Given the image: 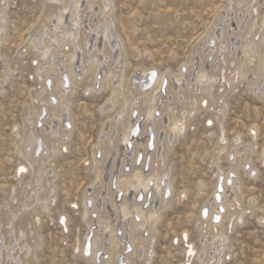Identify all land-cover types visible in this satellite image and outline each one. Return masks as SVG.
<instances>
[{"label":"rangeland","instance_id":"1","mask_svg":"<svg viewBox=\"0 0 264 264\" xmlns=\"http://www.w3.org/2000/svg\"><path fill=\"white\" fill-rule=\"evenodd\" d=\"M66 1L68 2L64 0V3ZM86 1L80 0L78 3L79 6L81 5L78 6V10L82 12L77 10L73 13L79 12L78 37H84L87 33L89 38L93 35L88 28L91 17H93L92 21L97 18L101 20L102 17L109 20L113 34L112 42L119 43L116 50L121 52L119 69L114 70L112 66L96 69L104 61L97 50L100 41L97 43V49L95 48L96 52L91 54V60L85 63L86 71L80 68V64L77 65L74 76L77 77L70 79L72 82L70 81L67 93H61L67 104L65 118L70 123L68 135L62 140L64 146L59 144L56 152H52L50 156L46 157V150H42L45 151L44 154L41 153L42 151L39 152L45 160L41 167L43 171L38 174L33 171L36 162L34 161L30 166L21 151L24 149V139H27V134L30 132L27 130L29 119H36L38 108L42 111L41 116L38 117L40 121L36 122L38 128L45 126L47 113L50 116L60 113L61 105L57 104L60 101V94L56 88L60 70L56 72L55 67L47 63L38 70L45 59L39 56L37 46L31 43L41 30L51 25L52 16L48 18V15L52 9L64 3L55 0H0V12H2L0 15L4 16L0 37V232L5 231L11 224L15 225L22 217H27L31 222L28 236L32 245L30 256L32 264H91L87 260L89 252L85 255L81 252L83 241L91 242L94 231L102 229L106 221L117 227L116 232L120 234L122 219L117 211L118 207L124 199L128 205L134 198L137 203H141L144 198L142 194L145 195L139 190L136 192L129 188L128 191H124L123 187L120 190L117 187L118 169L124 168L123 171L121 170L123 175L138 169L142 160L137 161V157L141 156L138 152L134 164L126 160L124 167L116 162L114 170L112 168L111 176L114 179L111 177V195L114 198L111 196L112 202L105 203L106 217L96 216L102 210L99 207L104 189L97 192L95 200L98 202L95 201V204L97 203L95 211H91V202L86 198L100 187V180L97 181L95 174L100 170L104 158L105 168L102 170L101 179H105L106 176V180H109L107 173L111 155H105L101 149L107 136L109 140L112 139L113 123L122 112L119 116L121 118H118L120 134L118 132L114 140L121 148H128L126 158L130 157L133 141L140 146L144 142L143 139H146L145 135L148 134L153 140V135L149 133L152 119H160L162 128L158 130L157 146L153 144L149 147L142 171L148 172L153 153L156 157L161 155L159 172L164 173L163 175L166 176L164 178L169 180V186L173 191L165 196L169 197V200L158 209L157 220L152 228H150L151 223H146L143 226L144 230L143 228L130 230L135 238L134 244L128 240L129 235L124 233L123 241L126 248L123 257L130 256V262L128 261L127 264H201L200 253H195L199 247L198 232L200 227H203L206 233L213 231L206 222H202V210L205 205L202 208L201 206L206 204V200L215 189L218 169L224 174L228 173L231 157L240 154V151L246 152L250 143L254 144L250 163L236 168L234 173L222 174L224 177L227 176L228 182L229 177L238 179L242 198L239 207L234 205L226 207V214L222 219L227 240L222 252L221 264H264V223L258 219L264 215V164L259 158V151L263 149L264 152V100L251 92L246 85L247 78L242 77L241 73L238 78L230 79L229 70L226 71L229 80L222 82L224 85L219 88L220 93L223 94V99L220 101L223 105L222 109L219 107L220 103H217L215 91L216 86L218 89V77L209 82L211 85L203 84L204 82L197 83L202 89L195 92L197 96L193 104L194 110L186 114L177 113L178 110L172 102L164 99L163 96L158 98L155 91L151 93L147 89L145 92H140L129 87L130 81H134L138 74H143L144 69L149 70L148 72L155 70L158 75L163 73L166 83H172L175 87L178 84L175 76L182 73L184 75L186 68L190 69L191 82L200 69L204 68L203 70L208 72L206 67L208 59L201 63L195 55V48L200 38L213 26V20L233 0H110L107 12L98 9L97 0H92L91 4H87ZM255 4L258 24L255 30H259L260 22L264 20V0H255ZM67 11L65 21L68 26L70 23L68 16L71 12L69 9ZM83 13L84 15H81ZM262 27L264 29V25ZM63 36L60 33L58 39L64 43H60L58 48L52 50L56 59L59 57L65 59L62 55L65 57L72 49V43L66 41ZM250 37L257 40L256 36V38ZM257 45L260 49L261 45ZM256 55L257 63L260 56ZM246 66L244 65L242 70H246ZM61 70L68 72L65 68ZM111 70L115 71L114 77L108 75ZM105 74L108 75L107 79L104 82L98 81ZM116 75H120V78ZM44 78L47 79L46 83L49 82V87H53L54 93L52 95L54 104L50 105L48 112L43 106ZM182 80L183 78L180 80V86L183 84ZM92 86L95 88L91 89ZM113 87H117L118 94H115ZM160 90L162 91L163 87H160ZM151 96L157 104L152 111L153 117L147 119L145 111L138 112L135 108L136 103L143 98L146 101L143 105L147 107ZM131 106H133L132 112H130ZM173 114L182 116L184 128L178 137L168 138L161 144L163 131L168 129L167 123ZM51 118L54 120L51 125L54 126L57 119H54L56 118L54 116ZM128 122L134 123L138 130L135 133L130 132L128 139L124 141L125 126ZM145 126L148 131L144 132ZM140 131L144 132L143 135ZM220 147L222 150L219 153ZM20 164H26L27 170L17 175L16 168ZM247 167L252 168L249 175L244 172L249 169ZM45 178H50V183ZM230 183L226 186L228 189L225 192L228 198L231 194ZM49 188L53 190L50 192ZM146 195L142 205L143 210L150 207L155 209L157 201L151 199L153 192L149 190ZM31 196L38 197L39 200L32 203ZM46 198L47 209L42 206ZM85 209L92 213L84 215ZM238 210L244 213V217L236 219L231 224ZM62 218L65 219L64 222ZM90 218H92L91 222ZM136 219L139 220L138 217ZM126 230L128 231L129 228ZM184 231H187L186 235ZM106 232L108 231H104L105 236ZM190 242L196 249L192 259L187 261L184 250ZM147 248L148 253H146ZM99 253L101 256L102 252ZM104 258H107L106 254Z\"/></svg>","mask_w":264,"mask_h":264},{"label":"bare ground","instance_id":"2","mask_svg":"<svg viewBox=\"0 0 264 264\" xmlns=\"http://www.w3.org/2000/svg\"><path fill=\"white\" fill-rule=\"evenodd\" d=\"M55 1H59V2L64 3V0H55ZM79 2H80V0H68V2L66 1V3H64V5H57L56 4L57 5L56 9H52V11L48 15L49 16L48 18H50L52 16L50 19L51 25L49 27L46 26V29L41 30L39 32V35L31 43V44H33V46L34 45L37 46V48L39 50V52H38L39 56L42 59H45L43 64H41L38 67V70L42 69V67L44 66V63L45 64L47 63L51 66H54L55 67L54 70L56 72H58V70H60V72H58V77H57L58 84H57L56 88L58 90V93L60 94V97L58 96L60 98V101L57 102V104L61 105L59 114L56 113V114H52L50 116L47 113V119L45 120L46 123H44L45 126L43 128H38L36 125V122L40 121V118H38V117L41 116V114H42L41 113L42 111H40V108H38L39 111L36 113V119L37 118L38 119L37 120L36 119L35 120L29 119L27 130H29L30 132H29V134H27L28 132L26 133L28 135V137H27V139H24L25 140L24 141L25 145H24V149H23L24 152L22 150L21 154L24 157H26V160L28 161V164L30 166H31V163H34V161L36 162L34 164V168H33L34 173H38V174L42 173L41 172L42 162L45 159L43 160V158L41 157L42 154L39 153L40 151L46 150V152H47L46 157H47V156H50L52 154V152H56V150L58 149L57 146L59 144L61 146H64V143H62V140H63L64 136L68 135V132H69L68 127L70 126V123L65 118V116L67 115V104H66V101L62 98L61 93L68 91V89L70 88V81H71L70 79L77 77V75H76V77H74L75 76V69H76L77 65L80 64L81 65L80 68H82V70H84V68L86 67L85 63L87 61L91 60V57H92L91 54L95 51V48L98 45L97 43H99L98 41H100L99 48L98 49L96 48V49L99 50L101 58L104 59V61L102 63H100L99 68H96V69L100 70V68H103L105 66H112L114 68V70L119 69L118 67L120 65V60H121L120 59L121 58L120 53L121 52L116 50L117 47H119V43H116V42L113 43L112 42L113 34L111 31V23L109 20H106V18H103L102 17L103 15L101 16L102 17L101 20L99 18H97L94 21H92L93 17L90 16L91 18L89 19V22H88V28H89L90 32L91 31L93 32V35L90 38H89L88 33L84 37H81V38L78 37L79 36V22H80V20L78 19L79 18L78 14H79V12H82V10H80V11L78 10V6H79L78 3ZM96 2L98 3V9L102 10L103 12H105L110 6V0H97ZM86 3L91 4V3H93V1L87 0ZM87 4H86V6H88ZM89 8H91V6ZM68 9L70 10L71 15L68 16V17H70V19H69L70 23L67 26L66 21H65V18L67 15H65V12H68L67 11ZM77 10L79 11L78 14H73ZM85 10H86V8H85ZM83 12H84V10H83ZM95 12H97V11H95ZM0 13H2V12H0ZM256 13H257V6L255 4V0H233V1H231V3L229 5H227L225 7V9L222 11V13H220L217 16V18L215 20H213V23H212L213 26L208 30V32L205 35H203L200 38V42L198 41L199 43H198L197 47L195 48V55L201 61V63L207 61V59H208V61H207L208 63L206 65L208 72L204 71L203 70L204 68H202L197 73L195 72L196 74L192 73V74H195V78L193 79L192 82L190 80L191 73H190L189 68L188 69L186 68L187 71H185L186 73L184 72L185 73L184 75L182 73V74H177L175 76V79L178 83V84L175 83V84H177L176 87L172 83H166V81L164 80V74L163 73H160L158 75V74H156L155 70L153 71L152 69H150L152 71L148 72L149 70L144 69L143 74H140V75L138 74L139 76L137 75V77L134 78V81H130L129 87L134 88L135 90L140 91V92H145V90H147V89L150 90L151 93H154V91H155V92H157L155 95H158V98L163 96L164 99H169L172 102V104L174 105V107L177 108V110H178L177 113L183 112V114H186L189 111L194 110L193 104L196 101V96H197V94L195 92L198 89L200 91L202 89L197 83L201 84L202 82H204L203 84L208 83V85H211L209 82L213 81V79L214 80L217 79V77H218V83H219L218 89L216 86V90H215L216 91V97H217V103H220V101H222L223 94L220 93L219 88L222 87L224 85V83L229 80L226 77V71L228 72V70H229V72H230L229 74H231L230 79L234 80L235 78H238L240 76V73H241L242 77L247 78V84L246 85L249 87V89H251V92L256 94L257 97L264 100V29H263V27L261 28V26L264 25V20L262 22H260L261 23L260 29L255 30V28H257L256 25H258L256 17H255L257 15ZM81 15H84V13ZM81 15H80V17H81ZM3 21H4V16L0 15V37H1V30L3 28V25L1 22H3ZM81 23H82V21H81ZM80 30H82V28ZM57 32H59V34L62 33L65 36L66 41L68 40L69 42L72 43V49L69 50L67 48L70 51L69 54L65 55V57H64V55H62L63 58H65V59H62L60 57H59V59L58 58L56 59V56L52 51V50H54V48H56V47L58 48L60 46V43L63 42L62 40L58 39L59 34L57 35ZM253 32L254 33L256 32V33L253 35L252 34ZM64 36H63V38H64ZM250 36H254V37L256 36L257 40L255 39L256 40L255 41L254 39H251ZM60 38H61V36H60ZM65 39H64V41H65ZM257 44L261 45L260 49H258L259 46ZM60 54H62V53H60ZM256 54H258V56H260L257 63L255 60V58L257 57ZM94 62H96V61L94 60ZM96 63H94V64H96ZM244 65H247L246 70H242ZM190 66H188V67H190ZM62 68L67 69L68 72H62V70H61ZM108 69H107V72H108ZM114 70L109 71L108 75L110 74L111 77H114L115 76ZM84 71H86V70H84ZM117 72L120 73L119 71H117ZM95 75H97V74H95ZM108 75L107 74H105L104 76L101 75L103 78L101 77L102 79L100 78L101 80H98V81L104 82L107 79ZM152 75H154L153 78H152ZM119 76L116 75V77H119ZM180 77L183 78L182 86H180V80H181ZM46 80L44 78L43 92H44L45 104H43V106H44V110H46L48 112L50 105L54 104L53 103L54 97L52 96L54 93H53V87L52 86L49 87V85H48L49 82L46 83L45 82ZM222 82H224V83H222ZM94 83L96 84L97 81ZM216 85H217V83H216ZM160 87H163L162 91L160 90ZM94 88H95V86L91 87V89H94ZM113 91L115 92V94H118L117 87H113ZM158 92H160V94H158ZM152 96H154V94ZM152 96L150 97V99L148 101L149 105L147 107H144V105H143L144 102H146L143 100L144 98L139 100V102L136 103L135 109H137L138 112L142 111V110L145 111L144 114H145V117L147 119L149 117H153L152 111H153L155 105L157 104V103L155 104L154 98ZM203 100L204 99H202V101ZM204 103H205V106H207L206 100L204 101ZM57 104H56V106L58 107L59 105H57ZM63 105H65V106L62 107ZM131 105H134V104H131ZM52 106H55V105H52ZM219 107H220V109H222V107H223L222 103H220ZM62 108H64V109L62 110ZM158 109H159V107H158ZM160 109H161V107H160ZM132 111H133V106H131V109H130V112H132ZM120 114L122 115V112H120ZM120 114H118V117L116 118L115 122L112 120L114 122L113 123V128H114L113 134L114 135H113L112 139L109 140V138L107 136L106 137L107 140H104L103 147L101 149L102 153H104L105 155H107V156L111 155V160H110L109 165H108L109 166V170H108L109 172L107 173V176H109V180H106V176H104L105 179H103V180L101 179L102 178V170L105 168L104 164H103V163H105V158H104L103 159L104 162L102 163L100 170L97 171L95 174V178L97 179V181L100 180V187H99V189L92 192L90 195L86 196V198L89 199L88 201L91 202V205H92L91 211L96 210L95 205L97 203L95 204V201H97V200H95V199L97 197V192H99L100 189H104V195L101 198V205L99 204L100 205L99 208H101L102 210L99 211V215L97 214L96 216H98V218H100V216L101 217L107 216V214L105 212L106 210H104L105 209V203H108L111 201L110 200L111 196H112V198H114L113 195H111V192H112V187H111L112 186V181H111L112 168L114 167L116 162L119 166L124 167V163L126 160L130 164H134V162L136 161L135 159H136L138 152L141 153L142 158H141V156L137 157V161L142 159L141 164L140 163H139L140 165L138 164L139 165L138 169L134 170L130 174L128 173L129 175L128 174L123 175L124 173L121 174V172L123 171L124 168L118 169L119 172H118V175L116 177L117 187L119 188V190L121 187H123L122 190L124 189V191H128L129 188H131L133 191H136V192L139 190V191H141V193H144L145 195L147 194V191L151 190L153 192L151 199H156L157 205L155 206V209L150 207L146 210H143L142 205H143V202L145 201V195H143V194H142V196L144 198H143V201L141 203H137L135 198H134L131 200V202L128 205L127 201L124 199V201L122 202L120 207H118V210H117L120 213L121 219H122L120 222V225H121L120 232L121 233L117 234V232H116L117 227H113L112 224L110 225V223H108L106 221L105 224L102 225L103 226L102 229H98V230L96 229V231H94V233H93L94 237L91 240V242L87 243V245H86L85 244L86 241L85 240L83 241L82 246H81V252L82 253L84 252L83 253L84 255L89 252V257L87 260H89V263L91 262V264H127L128 261L130 262V256H128L126 254L127 256L123 257L124 251L126 248L125 242L123 241L124 233L129 235L128 240H130V242L134 244L135 238H133L134 236H132L130 230L133 231V228L139 230L140 228H143V226L146 223H151L150 228H152V225L157 220V216H158L157 214L159 213L158 209L162 208V206L165 205L167 203V201L169 200V197L166 198L165 196L170 191H171L170 194L173 192L169 186V180L167 178H164L166 176L163 175L164 174L163 172L162 173L159 172L160 162L162 161L161 155H158L156 157L155 154L153 153L152 154L153 159H152V162L150 164V168H149L148 172L147 173L143 172L144 171L143 166H144L145 158L147 156L146 153H148L150 146H152L153 144H156V142H158V141H156L158 130L162 128V124H161L160 119L159 118H155V119L153 118L152 119L151 130H149V133H151L153 135V140H152V136H150L149 134L145 135L146 139H143L144 142L140 146H137V144L134 143V141L132 140L133 146L129 152L130 157L126 158V153H127L128 148H124V147L121 148V146L116 144V142L114 140V138L118 136L117 135L118 132L121 130L120 123H119V119L121 118V117H119ZM140 114H139V116H141ZM52 116L56 117L54 119H57V122L54 126L51 125L52 121H54L51 118ZM155 117H156V115H155ZM182 120H183L182 116L177 115V114L176 115L173 114L169 118V121L167 123L168 129H165L163 131V136L160 139L161 144L166 142L168 138L174 139V138L178 137L181 130L184 128V123L182 122ZM68 124H69V126H68ZM110 126H112V125H110ZM132 126H134V123L130 124V122H128V124L125 126V131H124V136H123L124 141H126L128 139L129 133L132 132V129H133V128H131ZM146 126L144 128V132L147 130ZM253 129H254V127H253ZM144 132L140 131L141 134ZM108 134H111V133H108ZM119 134H120V132H119ZM223 139H225L224 136H223ZM123 144H125V143H123ZM98 146H97V148H98ZM154 146H157V144ZM154 148H156V147H154ZM153 150L156 151L155 149H153ZM221 150H222V148L220 147L219 153ZM43 152H45V151H42L41 153H43ZM253 152H254V144L250 143V145L248 146V150H246V152L241 153V151H240L239 152L240 154L236 155L235 157L232 156L231 157L232 160L229 163V169L230 170H228V171L234 173V170H236V168L243 166V165H246L248 162L250 163V161H249L250 155ZM118 155L121 157H118ZM150 155H151V153H150ZM228 155H229V153L227 154L226 158L228 157ZM259 158H260V161L264 164L263 149H261L259 151ZM155 162H157L156 165H155ZM147 164H149V163H147ZM105 166H107V165H105ZM247 168H249V167H247ZM251 169L252 168H249L248 170H244V172L249 175L251 173ZM26 170H27V165L26 164H20L16 168V174L21 175V174L25 173ZM113 170H114V168H113ZM228 173L224 174L221 172L220 169H218L216 184L214 187L215 189H213L211 196L206 200L207 201L206 204H203L201 206V208H202L205 205V207L202 210V217H201L202 222H204V223L206 222L207 225H209L211 228H213V231L211 233H208V232L206 233L203 230V227H200V230L198 232L199 247H198L197 252H195L196 248H194V246L192 245L191 242L188 243V247L184 250L185 251L184 252L185 257H187V261L192 259L191 257L194 256V252H195L198 254L200 253L199 258L202 262L201 264H221L222 252L224 251L223 250L224 245H225V242L227 240L226 232H224L223 227H222V219L224 218V216L226 214V207H231L233 205L236 207H239V204H240L241 198H242V194L240 191V184L238 182V179L237 178L231 179V177H229V182H228V179H226L227 176H225V177L222 176V174L228 175ZM46 180H47V182H49L50 178H48ZM110 181H111V183H110ZM229 183H230L229 189L231 190L230 191L231 194L230 195L228 194L229 195V198H228L226 196L227 193L225 194V192L228 189V188H226V186ZM121 184H123V186ZM94 188H96V187H94ZM52 190H53L52 188L51 189L49 188L50 192ZM183 193H185V191ZM170 194H168V195H170ZM134 195L136 197V194H134ZM30 198H31L32 203H34V201L39 200L38 197L34 198L33 196H31ZM42 206L45 209L48 208L47 198H46V201L42 204ZM88 208H90V207H88ZM115 208H116V206H115ZM234 210H235V208H234ZM91 211L90 210L88 211L87 209H85L86 213H84V215L88 214V213H92ZM232 214L234 215L233 212H232ZM230 215H231V213H230ZM230 215H229V217H230ZM89 216H90V214H89ZM135 216L138 217L139 220H137ZM243 217H244V213L241 210H238V214H236V216L233 217L231 224H233V222L236 219H242ZM258 219L264 223V215L262 217H259ZM228 220H230V219H228ZM64 221H65V219L62 218V222H64ZM89 221L91 222L92 218H90ZM30 225H31V222H30L29 218L22 217L21 219H19L15 223V225L12 226V224H11V226L8 227L5 231L1 230V232H0V264H32L31 259H30L31 252H32V245L30 243V239L28 236L30 234V230H29ZM127 228H129L128 231L126 230ZM214 229H215V231H214ZM227 229H228V227H226V230ZM143 230H144V228H143ZM104 231H108V232H106L107 233L106 236L104 234ZM128 232H129V234H128ZM186 233H187V231H184L185 235H186ZM91 235H89V236H91ZM152 237L153 236H151V238ZM127 242H129V241H127ZM148 244H150V243H148ZM133 246L137 247L136 245H133ZM99 252H102L101 256L99 255L100 254ZM143 253H144V251H143ZM146 253H148V248H147ZM104 254L107 255V258H104ZM121 256L123 257V260H121V258H122Z\"/></svg>","mask_w":264,"mask_h":264},{"label":"built area","instance_id":"3","mask_svg":"<svg viewBox=\"0 0 264 264\" xmlns=\"http://www.w3.org/2000/svg\"><path fill=\"white\" fill-rule=\"evenodd\" d=\"M87 245V243H85Z\"/></svg>","mask_w":264,"mask_h":264}]
</instances>
